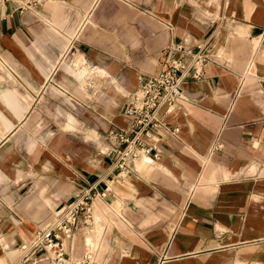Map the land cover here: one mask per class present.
Listing matches in <instances>:
<instances>
[{"label": "crops", "instance_id": "obj_1", "mask_svg": "<svg viewBox=\"0 0 264 264\" xmlns=\"http://www.w3.org/2000/svg\"><path fill=\"white\" fill-rule=\"evenodd\" d=\"M19 1L0 0V264H45L20 244L89 187L95 222L69 256L264 264V0ZM170 46L214 60L147 138L159 156L117 175L108 128Z\"/></svg>", "mask_w": 264, "mask_h": 264}, {"label": "built area", "instance_id": "obj_2", "mask_svg": "<svg viewBox=\"0 0 264 264\" xmlns=\"http://www.w3.org/2000/svg\"><path fill=\"white\" fill-rule=\"evenodd\" d=\"M42 1L20 0L19 5L20 8H29ZM211 60L214 57L201 48L187 50L182 46H170L163 54L162 66L157 71L141 75L134 98L124 108L129 118L127 125H112L108 129L111 145L108 151L114 166L118 168L117 175L126 174L134 160L146 154H151L153 158L159 156L158 145L147 141V138L153 136L156 128L165 125L164 116L172 113L183 98L182 82L185 78H201L206 63ZM177 130V126L171 127L172 132L176 133ZM220 146L221 143L216 141L212 149ZM105 189L108 190V186ZM98 193L91 192L90 187L77 192L49 224L36 228L31 241L20 244L22 259L35 250L34 263L96 264L93 244L81 256L72 257L66 253L63 240L80 226L92 230L95 222L92 198Z\"/></svg>", "mask_w": 264, "mask_h": 264}, {"label": "rangeland", "instance_id": "obj_3", "mask_svg": "<svg viewBox=\"0 0 264 264\" xmlns=\"http://www.w3.org/2000/svg\"><path fill=\"white\" fill-rule=\"evenodd\" d=\"M5 71V70H4ZM8 71H5V73H7ZM4 73V74H5ZM0 74H3V72H1ZM3 74V75H4ZM10 76V74L8 75ZM12 83V82H11ZM6 87H16L19 93V99H21L22 101L26 102L29 99H32L33 97L27 93V91L25 90V88L19 83L17 82L16 84H6ZM109 129V128H108Z\"/></svg>", "mask_w": 264, "mask_h": 264}]
</instances>
